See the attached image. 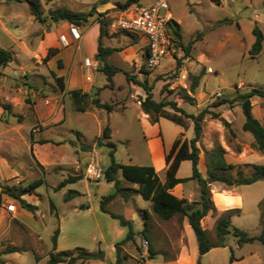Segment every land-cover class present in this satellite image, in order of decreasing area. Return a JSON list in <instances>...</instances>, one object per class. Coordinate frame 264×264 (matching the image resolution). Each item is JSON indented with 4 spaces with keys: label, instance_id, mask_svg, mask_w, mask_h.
<instances>
[{
    "label": "rangeland",
    "instance_id": "374dc122",
    "mask_svg": "<svg viewBox=\"0 0 264 264\" xmlns=\"http://www.w3.org/2000/svg\"><path fill=\"white\" fill-rule=\"evenodd\" d=\"M125 1L41 0L45 14L56 7H68L88 14L92 12L81 25H70V28L79 27L83 38L88 30L100 25V20L106 18L108 30L113 31L110 43L118 48L107 55L106 60L123 65L137 80L147 79L154 85L153 93L157 100L176 101L188 113L198 114L206 107L218 113V116L205 115L202 136L197 142L199 168L204 176H207V154L217 143L225 148L227 161L235 165L230 171L233 177L238 171L245 176L252 175V164H264V150L253 148L254 137L243 129L245 116L240 105L225 103L214 107L211 104L218 97L233 96L237 89L264 88V41L262 51L255 57L250 55L255 41L254 27L258 26L264 33V0H169L171 22L176 21L180 25V42L187 45L193 41V44L187 54L181 43L175 41L176 51L162 58L153 69L146 65L144 46L141 45L138 50L131 46L140 43L139 36L124 37L123 42L117 39L124 30L114 23L127 16L121 12L118 3ZM152 1L143 0V3ZM14 4L9 5L6 11H0L7 17L12 16V21L17 15L19 26L12 31L15 33L20 29L24 33L29 32L26 38L29 49H21L11 35L0 31V45L17 56L5 68V75L0 79V95L13 104L12 109L0 117V182L2 185L27 186L40 177L45 181L26 193V200L37 206L34 211H28L30 218L38 219L39 226L33 227L39 232L29 233L25 223L13 218L12 228L0 236L2 264H49V254L58 252L53 251L52 236L59 227V249H71L75 255L80 252L78 247L95 253L101 248L103 259H89L84 264L116 263L118 254L115 245L126 239L129 226L110 212L129 220L135 232L133 240L122 245L121 264H197L198 260L200 264H264V243L254 240L239 245L233 232L226 235L224 246L214 247L200 255L195 232L186 217L176 215L168 220L158 217L152 210V203L137 193L138 185L126 181L120 171V184L129 189L128 199L117 191L113 182L105 179L104 172L111 164L110 151L113 148L98 144L99 137L104 143L110 140L116 145L117 161L126 164L132 158L136 164L153 165L149 139L152 140V147L157 149L156 155L162 157L170 149L163 154L161 145L158 147L153 140L159 138L162 130L168 147L176 132L182 130V125L161 117L162 128L157 132L150 116L147 121L140 114L138 102L145 94L144 89L132 80L126 84L122 72L116 74L114 86L110 87L108 84L102 86L103 79L106 82L107 79L101 71H95V85L101 87L87 93L84 102L86 110H79L71 97V89L66 88L69 74L66 60L58 55L60 46H68L62 35H53L55 38L51 43H44L46 31L52 27L51 20L42 24L30 17L28 5L26 9ZM169 26L172 30V24ZM104 39L103 44L107 45ZM78 44L73 45L77 48ZM88 48L86 40L77 52L83 57ZM201 71L205 73L196 91L192 92V76ZM57 76L63 78L64 89L60 87ZM97 91L102 102L112 105L111 111L94 105ZM185 91L193 97V101L182 97ZM252 104L254 116L264 124V101L253 97ZM166 109L175 112L171 106H166ZM182 119L188 124L187 128L184 127V135H192V138L193 121L185 115ZM107 125L111 128L110 139L102 137ZM184 135L180 137L183 139ZM91 165L102 170L100 178L89 175ZM166 169L158 172L162 181L165 180ZM76 174L82 178L59 187L62 180ZM191 174L192 162L184 160L177 175L187 177ZM210 188L217 211L205 216L202 225L213 241L218 240L217 220L228 211H232L233 226L246 230L251 236L261 232L263 179L233 186L212 182ZM70 189L78 190L80 195L66 201L65 195ZM172 191L193 201L199 197V184L196 179H191L175 186ZM111 194L113 197L108 201ZM12 199L8 194L1 193L0 215ZM102 203L109 212L101 209ZM76 204L78 207H75ZM145 211L149 212L147 236L144 233ZM12 240H15L14 243ZM151 247L155 252L153 258L150 257ZM12 248L20 251L8 252Z\"/></svg>",
    "mask_w": 264,
    "mask_h": 264
},
{
    "label": "trees",
    "instance_id": "16d2710c",
    "mask_svg": "<svg viewBox=\"0 0 264 264\" xmlns=\"http://www.w3.org/2000/svg\"><path fill=\"white\" fill-rule=\"evenodd\" d=\"M27 1L30 7V11L33 14L35 20L40 23H45L48 20L54 22L59 21H68L74 25H81L83 21L87 20V17L92 14L77 12L68 7H56L51 8L48 11V14H45L41 0H19ZM140 0H126L123 3H118V7L121 9H126L133 4L139 3ZM109 22L106 18L100 20V37L98 40V47L96 53V59L99 61V70L103 71L108 79V85L110 87L114 86V75L120 70L117 66L109 63L106 60V56L111 54L117 48L111 46H105L103 44V37L108 33ZM172 24V34L176 42H180L181 32L180 25L176 21L170 22ZM131 33V32H130ZM253 34L255 35V41L253 42L250 55L255 57L263 49L264 33L262 30L255 26L253 29ZM193 44V41H190L187 45L180 44L184 47L185 52L188 54L190 48ZM13 60V53L0 46V77L3 74V68L7 66ZM180 63V62H179ZM204 71H201L199 74L192 76V82L190 85V90L192 92L196 91V88L200 84V79L204 75ZM126 77L128 80H133L138 83L145 91L146 95L144 98L140 99V106L142 110L149 114L151 121L156 123L159 121L160 117L168 118L184 127H188V124L185 120L182 119V115L190 118L194 125V136L190 139L178 137L174 140L173 145L169 152L165 155V161L167 164L165 180L162 181L158 172L155 169L154 165H141L133 163H121L117 161L115 152L116 145L110 140L107 142H102L101 137L98 138V144H107L113 149L110 151L111 164L105 170L104 175L107 181L113 182L119 193H122L126 199H128V188L120 184V178L118 177V172L120 171L126 179V181L138 185L136 188L137 193L141 194L143 198L152 203L153 212L160 217L161 219L168 220L176 215H181L186 217L189 225L192 227L195 232L198 249L200 255H203L210 251L214 247L224 246L225 237L228 233L233 232L238 237V243L241 245L245 242H251L254 240H260L264 243V200L261 202V217H262V229L258 235L251 236L246 230L233 226L231 222L232 211H228L224 216H221L216 223V235L218 240L213 241L208 235L207 230L202 225V219L207 216L209 213H214L217 211L215 203L212 199V192L210 184L212 182H223L228 186L233 185H242V184H251L257 180H264V164H252L254 171L252 175L245 176L241 171H238V174L233 177L230 174V171L235 167L234 164L227 161L225 157L226 150L220 144L217 143L216 146L210 150L207 154V176L202 174V171L199 168V147L197 142L202 136V120L206 114H212L218 116L217 112L210 110L208 107L202 109L198 114L188 113L183 107L179 106L176 101L170 100H157L154 97L153 88L154 85L150 84L147 79L141 81L137 80L135 76H132L129 72H126ZM60 87L65 88V84L62 77H56ZM73 101L77 105L78 109L85 111L86 107L84 105L86 93L82 92L81 89H72L70 91ZM98 91L96 96L93 98V103L98 108H106L109 111L112 110V105L107 102H102L99 98ZM182 97L187 101H193V97L188 93L184 92ZM259 97L264 101V88L262 87H251L249 90L241 91L236 90L233 96H221L214 100L211 106H219L225 103L230 104L231 106L238 104L240 105L243 114L245 116V121L243 123V129L249 131L253 137L254 142L252 143L253 148L263 151L264 150V124L256 118L253 114L252 108V98ZM0 105L4 107L6 111L12 109V104L2 103L0 100ZM166 106H171L175 112H170L166 109ZM180 112V114H178ZM227 123V122H226ZM103 138H111V128L109 125L105 126L102 131ZM45 142V141H43ZM184 160H190L192 162V174L187 177L177 176V172L180 168L181 163ZM82 176L80 174L70 175L59 183V187H64L69 183H75ZM191 179H196L199 184V197L193 201H189L187 198L179 197L173 193L172 189L179 183L187 182ZM45 179L43 177L37 178L32 181L27 186H18V185H2L0 182V197L1 193H6L10 197L17 200L21 207L34 211L37 209L35 204H31L23 195L27 192H32V189L38 187L44 183ZM80 195V192L76 189H70L66 195V201L70 200L73 197ZM113 195H109L107 198L108 201L112 199ZM101 209L109 212L105 207L104 203L101 205ZM112 216H118L121 219V222L129 226V232L126 239L122 242H119L115 245L116 252L118 254L116 263H122V257L120 252L122 250V245L128 241L133 240L134 230L132 223L124 218L121 215H116L113 212H110ZM145 227L144 233L147 236L146 232L149 228V212L145 211ZM60 233V228H56L52 240L54 244V249L57 248L58 236ZM80 250L79 253L73 254L71 250H62L58 252L50 253V264H65V263H74L78 260V264H84L85 261L89 259H103L104 251L100 248L96 253L90 252L83 247H78ZM18 248H12L8 252L17 251ZM151 258L154 256V250L150 248ZM234 259L232 254L231 260ZM112 263V264H116ZM0 264L2 261L0 259ZM200 264V260L198 263Z\"/></svg>",
    "mask_w": 264,
    "mask_h": 264
},
{
    "label": "crops",
    "instance_id": "0c3cea01",
    "mask_svg": "<svg viewBox=\"0 0 264 264\" xmlns=\"http://www.w3.org/2000/svg\"><path fill=\"white\" fill-rule=\"evenodd\" d=\"M14 3H16V5H21L23 7L25 6L26 9H27V5L29 7V4L27 3V1L0 0V10L6 11L8 6L9 5H15ZM146 4H149V3H146ZM146 4L143 3V0H140L139 4H133V5L129 6V7L133 8L135 6H141V5H146ZM29 10H30V7H29ZM124 10L123 9L121 10V12L123 14L129 15L131 13V12L125 13ZM1 12L2 11H0V31L1 32H5L8 35H11V38L15 42L19 43V46H20L21 49L24 48V50H28L29 48H28V44L26 42V38L29 35V32L28 33L27 32L24 33L20 29L18 31L16 30L15 33H13V31H12V29H14V28L17 29L18 26H19V23H18L19 19H18V21L16 20L18 18V17H16L17 15H15L14 20L12 21L11 20L12 16L11 17L10 16L7 17L6 14H3ZM171 16H172V14H171ZM30 17L34 18L32 13H31ZM51 22H52V24H51L52 27H51V29L49 31H46L47 36L44 39L45 41L42 40V39H40V40L44 41V43L48 44V43H51L53 41V39L55 38L54 36L62 35L63 36L62 40L68 45L67 47L62 48L60 46V44H59L60 47H59V52H58V55L61 58H63L64 60H66V66H67V68L69 70L68 71L69 72L68 79H67V82H66V88L67 89H71V90L72 89L82 88L84 93L87 94V93H91L93 91V89L101 87V86H96L95 85L96 75H97V74H95V71H101V70H98V65L99 64H98L97 60L95 59L96 53H97V47H98V40H99V37H100V25L93 27L91 30H88L85 33L84 38L81 35V37L79 39H75L73 34H72V32H71V28H70L71 23L70 22H68V21L67 22L59 21V23H58V22H54L52 20H51ZM53 25L56 26V27L54 28ZM169 25H170V23H169ZM76 28L78 29V31H80L79 27H76ZM169 29H170V26H169ZM39 30H36L35 32H38ZM170 32L172 34V30L171 29H170ZM80 33H81V31H80ZM112 33H113L112 30H110V31L108 30V33L103 37V39L105 38L104 40L107 42V45H105V46L113 47L112 46L113 44L110 43V39H113V37L110 38ZM130 36H139L141 38L140 39V43H137V44H134V45H131V46L132 47L135 46L137 50L141 47V45L144 46L143 56L146 59V57H147V40H146V38L144 36H142L140 34H136V33H130L128 31L124 30V33H121V36L119 38H117V39L120 40V42H123L124 39H125L124 37L128 38ZM172 36H173V34H172ZM173 38H174V36H173ZM103 39H102V41H103ZM86 40H88L89 48H88V51L85 53V55L82 57L81 54L79 52H77V51L81 48V44L84 41H86ZM77 42H79V44H78V46L76 48L73 44H76ZM1 47H3V46H1ZM14 57L17 58V56L13 55V58ZM86 57H91L97 63V69L87 68V67L84 66V58H86ZM111 64H113V63H111ZM113 65H115L118 68H120V70L116 74H118L120 72L124 73L125 78H126L125 79V81H126L125 83L126 84L129 83V81H131V80H128L127 77H126V72H129L131 74L129 69H126V67H124L123 65L122 66L121 65L118 66L116 64H113ZM6 67H8V65L3 68V70H2L3 74L1 75V77L5 75V68ZM101 72L104 74V77H106V79H107L106 74L103 71H101ZM116 74L114 75V82H115V79H116ZM87 76H91V79L88 80ZM1 77H0V79H1ZM102 82H103L102 86L107 85L108 84V79H107V82H106L105 79H103ZM142 95H143V98H144L146 93L142 94ZM0 100H1L2 103H10V102H7V101H9L7 98H5V97H3L1 95H0ZM138 105L140 106V101L138 102ZM12 107H13V104H12ZM5 112H8V111H6L4 109V107L2 105H0V117ZM140 114H141V116L144 119H147V121L149 120V114L145 113L142 110L141 106H140ZM155 124L157 126L156 130L158 132V129L161 130V128H162V126H161V117H160L159 121L156 122ZM182 127H183L182 130L177 131L175 136L172 137L173 141H172V143L171 142L169 143L168 147H166V145H165V141H164L162 130H161V135L159 136V138L156 137L153 140L154 143L156 142L155 144H157L158 147L161 145L163 154L165 153V151H168L169 149H171V147L173 145V142H174V140L176 138L180 137L181 135H184V133L186 132V129H185L186 127L185 128H184V126H182ZM191 136L184 135V138L190 139ZM151 141L152 140L149 139L148 146L150 148L152 164L155 166L156 171L159 172L161 169L167 168L166 162L164 160L165 154L162 155V157H160L159 155H156L157 149L155 147H152ZM129 163H133L134 164V161H133L132 158L129 159ZM126 164H128V163H126ZM199 166H200V163H199ZM180 167H181V165H180ZM178 185H182V183H179L176 186H178ZM23 197L26 199V194L23 195ZM75 207H78V204H76ZM90 207H91V205L88 208H90ZM79 208L80 209H85V208H81V207H79ZM30 215L31 214L29 213V211L27 209L21 207V205H19L17 200H14V199L10 200V202L5 205V209H3L2 214L0 215V226L2 225V222H4L3 223L4 227H2V228L0 227V236H2L5 232H7L8 230H10L12 228V219L13 218H17L22 223H25V225L30 229L29 233H32V231H36L38 233L39 231L37 229H34V227H33V225L34 226L35 225L39 226L38 219L34 218L33 216H32V218H30ZM4 229H6V230H4ZM60 232H61V229H60ZM59 236H60V233H59ZM59 236H58V240H59ZM12 241L14 243L15 240H12ZM57 246H58V243H57ZM55 250L62 251L58 247L56 249H54L53 251H55ZM68 250H71V249H68ZM17 251H20V249H18ZM37 259H39V257ZM49 259H50V254H49L48 262H49ZM5 264H7V263L5 262ZM66 264H69V263H66Z\"/></svg>",
    "mask_w": 264,
    "mask_h": 264
},
{
    "label": "built area",
    "instance_id": "2783aa9c",
    "mask_svg": "<svg viewBox=\"0 0 264 264\" xmlns=\"http://www.w3.org/2000/svg\"><path fill=\"white\" fill-rule=\"evenodd\" d=\"M169 9V0H154L146 5L126 8L124 12L131 13L122 16L114 23L123 30L140 34L146 38V65L150 69L158 66L162 58L172 55L176 51L175 41L169 29V23L172 20ZM71 32L75 39L81 37L80 31L76 27L72 26ZM84 66L97 69V63L91 57L84 58ZM87 79L90 80L91 76H87ZM88 172L93 178H100L102 175V170L94 165L88 168ZM145 244H148L147 240H145Z\"/></svg>",
    "mask_w": 264,
    "mask_h": 264
}]
</instances>
